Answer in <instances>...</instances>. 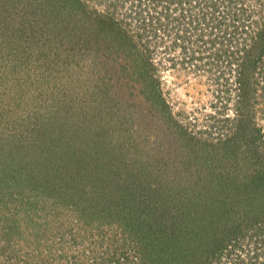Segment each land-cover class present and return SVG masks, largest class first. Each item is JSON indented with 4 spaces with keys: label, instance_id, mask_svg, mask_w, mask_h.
Segmentation results:
<instances>
[{
    "label": "rangeland",
    "instance_id": "374dc122",
    "mask_svg": "<svg viewBox=\"0 0 264 264\" xmlns=\"http://www.w3.org/2000/svg\"><path fill=\"white\" fill-rule=\"evenodd\" d=\"M0 264H264V0H0Z\"/></svg>",
    "mask_w": 264,
    "mask_h": 264
},
{
    "label": "trees",
    "instance_id": "16d2710c",
    "mask_svg": "<svg viewBox=\"0 0 264 264\" xmlns=\"http://www.w3.org/2000/svg\"><path fill=\"white\" fill-rule=\"evenodd\" d=\"M215 234H212L211 236H214ZM211 238V237H210ZM221 256V254H218V257Z\"/></svg>",
    "mask_w": 264,
    "mask_h": 264
}]
</instances>
